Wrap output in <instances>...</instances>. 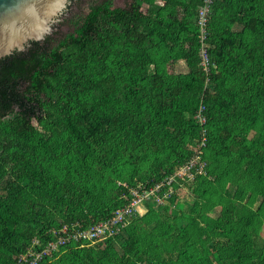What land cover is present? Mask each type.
Wrapping results in <instances>:
<instances>
[{
	"label": "trees",
	"instance_id": "obj_1",
	"mask_svg": "<svg viewBox=\"0 0 264 264\" xmlns=\"http://www.w3.org/2000/svg\"><path fill=\"white\" fill-rule=\"evenodd\" d=\"M201 2L99 0L55 44L46 35L0 58V264L64 224L109 219L203 137L206 173L159 212L145 201L120 233L70 240L38 264H264V0L212 2L208 73Z\"/></svg>",
	"mask_w": 264,
	"mask_h": 264
},
{
	"label": "built area",
	"instance_id": "obj_2",
	"mask_svg": "<svg viewBox=\"0 0 264 264\" xmlns=\"http://www.w3.org/2000/svg\"><path fill=\"white\" fill-rule=\"evenodd\" d=\"M201 4L197 11V26L199 30V39L201 41L200 55L201 65L203 70L208 73L210 71L209 61L206 54L208 44L204 41L208 34L207 23L208 14L211 10V4L214 0H201ZM205 106L200 104L196 118L200 125L205 123V117L203 115ZM203 129V133H204ZM205 144V138H201L196 145L195 155L183 164L179 165L174 171L165 176L159 182L151 185L144 186L138 185L130 189L131 198L124 206L116 209L114 215L109 219L102 222L93 223L85 228H80L79 225H63L61 228L53 229L52 233L56 236V239L50 240L42 249H36L34 244L38 243L37 238H33L32 245H30L26 252L20 254L16 264H38L43 256H49L53 251H56L59 246L67 243L70 240L90 242H97L105 240L109 237L121 232L123 227L128 222V219L136 214L139 207L144 205L145 201L153 203L159 206L160 204H166L170 195L175 191L174 186H181L182 182L192 180L196 174H203L205 172L206 161L202 158V146ZM145 206V205H144Z\"/></svg>",
	"mask_w": 264,
	"mask_h": 264
},
{
	"label": "water",
	"instance_id": "obj_3",
	"mask_svg": "<svg viewBox=\"0 0 264 264\" xmlns=\"http://www.w3.org/2000/svg\"><path fill=\"white\" fill-rule=\"evenodd\" d=\"M67 0H0V58L41 41Z\"/></svg>",
	"mask_w": 264,
	"mask_h": 264
},
{
	"label": "rangeland",
	"instance_id": "obj_4",
	"mask_svg": "<svg viewBox=\"0 0 264 264\" xmlns=\"http://www.w3.org/2000/svg\"><path fill=\"white\" fill-rule=\"evenodd\" d=\"M97 1L99 0H67L65 2L64 7H62L59 10V13L55 15L50 22L51 31L48 33V35L51 38L50 45L55 44L56 39L62 37L64 34L73 32L76 26L75 23L80 22L84 17V15L88 12L89 7L94 3H96ZM129 1L130 0H113V7H123ZM179 65L177 63L170 64L168 66V69L174 72L185 70L184 66H179ZM182 192L183 191L180 190L179 194ZM182 201L183 203H185L184 200ZM183 203L181 202L179 204L178 206L179 209L184 208ZM244 203L249 204L253 209H256L260 203V198L259 197L250 198L249 196H247L244 200ZM152 206L156 208L154 209L156 212H159L163 204H160L159 206L157 205H152ZM146 210L147 208L144 205H142L140 207L139 214L142 215L146 213L145 212ZM207 214L210 217H216L219 214V208H214V210L211 213L208 212ZM262 235L264 237V227L262 229Z\"/></svg>",
	"mask_w": 264,
	"mask_h": 264
},
{
	"label": "clouds",
	"instance_id": "obj_5",
	"mask_svg": "<svg viewBox=\"0 0 264 264\" xmlns=\"http://www.w3.org/2000/svg\"><path fill=\"white\" fill-rule=\"evenodd\" d=\"M201 4V3H200ZM200 6V5H199ZM199 6H198V8H199ZM198 8H197V11H198ZM139 211H140V207H139V210H138V212L137 213H139Z\"/></svg>",
	"mask_w": 264,
	"mask_h": 264
},
{
	"label": "crops",
	"instance_id": "obj_6",
	"mask_svg": "<svg viewBox=\"0 0 264 264\" xmlns=\"http://www.w3.org/2000/svg\"><path fill=\"white\" fill-rule=\"evenodd\" d=\"M178 65L180 64V63H177ZM182 65V64H181ZM181 65H179V66H181Z\"/></svg>",
	"mask_w": 264,
	"mask_h": 264
}]
</instances>
